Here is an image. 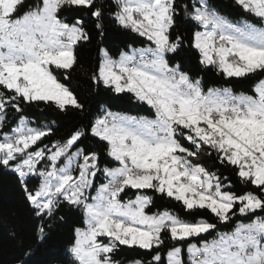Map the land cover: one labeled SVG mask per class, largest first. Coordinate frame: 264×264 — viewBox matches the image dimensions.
<instances>
[{"label": "snow or ice", "instance_id": "1", "mask_svg": "<svg viewBox=\"0 0 264 264\" xmlns=\"http://www.w3.org/2000/svg\"><path fill=\"white\" fill-rule=\"evenodd\" d=\"M114 3L115 23L149 46L132 48L130 54L120 51L118 59L102 50L92 79L116 94H132L154 112V119L105 111L91 124V136L106 143L107 155L117 163L102 169L107 183L95 196L88 193L101 171L100 157L79 147L87 134L83 130L49 146L43 141L52 129L29 127L21 117L10 134H0V167L18 177L42 221L53 218L63 202L82 210L84 227L74 229L67 249L70 264H122L116 258L121 246L151 253L148 264H186L185 246L187 264H264V79L255 84L254 95L205 92L200 78L174 62L185 48L183 37L171 34L177 0ZM235 3L260 27L234 24L210 8L208 0H196L190 8L183 5L184 15L202 29L193 32L188 47L198 53L200 65L225 78L264 74V0ZM67 9L90 15L103 35L104 13L97 0H0V130L8 109L22 113L21 104L52 102L61 112L83 111L55 74L65 70L68 79L78 60L76 47L91 40L84 20L69 22ZM212 152L221 164L235 167L241 184L257 192L237 194L227 177L194 162ZM30 177L39 181L34 189ZM126 190L139 194L125 200ZM143 190L175 200L189 215L207 211L231 228L221 232L216 223L167 210L148 214L154 201ZM213 232L214 238L207 239ZM45 235L41 225L38 237ZM165 238L174 242L166 261ZM197 238L199 244L191 242Z\"/></svg>", "mask_w": 264, "mask_h": 264}, {"label": "trees", "instance_id": "2", "mask_svg": "<svg viewBox=\"0 0 264 264\" xmlns=\"http://www.w3.org/2000/svg\"><path fill=\"white\" fill-rule=\"evenodd\" d=\"M196 0H177L176 24L172 29V38L180 35L184 39L185 48L175 57L174 62L182 65L183 69L193 78H200L204 91L210 88H227L233 94L244 93L254 95L255 84L264 79V74L257 73L246 78H225L222 74L208 67L200 65L198 53L188 47L191 42L193 32L199 30V26L184 15L183 5L189 8ZM30 3V0H25ZM210 8L219 15L230 21L244 20L252 24L259 25L255 18L245 13L235 0H208ZM97 6L103 9V35L95 27L96 21L90 15L83 12H74L67 9L65 15L71 22L74 18L84 20V28L91 36L89 42H81L76 47L77 63L70 70L68 79H64L65 70H57L55 74L58 79L70 88L77 96L79 102L84 105L83 111L69 109L66 112L59 111L52 102H36L32 104H21L22 113H17L9 108L7 119L3 131L10 132L11 127L17 120L25 117L29 124L34 127L48 126L52 129V134L46 137L43 144L51 146L53 143H63L64 140L75 130H83L87 134L79 142V147L85 153L97 152L100 157L99 166L113 167L116 163L109 158L106 151V143L100 142L98 138L90 134V126L104 111L118 112L135 117H154V112L146 105L135 99L132 94H116L104 85L93 81L92 76L98 70L101 61V50L108 52L113 59L118 58L120 51H129L130 48L149 46V42L137 34L121 28L112 17L116 10L114 0H97ZM186 146L191 147L184 142ZM42 146V145H41ZM207 151H211L208 149ZM195 163L202 164L210 172H217L221 177H227L226 183L232 185L233 191L242 194L244 191L257 190L251 185L240 183L236 175L234 166L221 164L216 158V153L211 155L202 153L194 159ZM101 171L97 173L94 188L102 183ZM39 181L36 177H30L28 184L30 188H35ZM144 193L153 198L154 203L146 209L148 214H156L165 210L180 215L182 218L192 219L203 218L209 222L217 224L218 231H229L231 225L219 224L216 218L207 211H199L189 215L180 203L175 200L155 193L152 190H143ZM138 190H126L122 194L125 200L135 198ZM264 215V213H261ZM84 216L81 209L74 208L66 202L60 204L56 209L53 218H45L43 221L35 216L34 210L26 199L23 187L18 177L11 172L0 167V264H70V256L67 252L73 239L74 229L84 227ZM45 228V238L39 239L38 231L40 226ZM215 232L207 234V239H212ZM199 244V238L192 240ZM172 241L165 238V247L162 256L166 261V253L173 246ZM116 258L122 264L139 259L143 264H148L151 260V253L137 248L121 246L116 254ZM184 259L187 264L186 246L184 247Z\"/></svg>", "mask_w": 264, "mask_h": 264}, {"label": "rangeland", "instance_id": "3", "mask_svg": "<svg viewBox=\"0 0 264 264\" xmlns=\"http://www.w3.org/2000/svg\"><path fill=\"white\" fill-rule=\"evenodd\" d=\"M230 21V20H229ZM230 22H232V23H236L237 21H230ZM240 22L241 23H243V22H245L244 20H240ZM247 22V21H246ZM248 23H250V22H248ZM257 27H260V25H256ZM199 30H202V29H199ZM147 47V46H146ZM139 48H142V47H139ZM131 49L132 48H130L129 49V51H125V52H129V54H130V52H131ZM138 49V48H137ZM102 50H104V49H102ZM102 50H101V59H102ZM105 51V50H104ZM119 58V57H118ZM118 58H116V59H118ZM101 62V61H100ZM212 89H219V88H212ZM222 89H227V88H222ZM205 92H207V90L205 91ZM235 95H239V94H235ZM107 111V110H106ZM105 112V111H104ZM104 112L100 115V116H102L103 114H104ZM111 112V111H110ZM113 113H118V112H113ZM119 114H122V115H126V116H130V115H127V114H123V113H119ZM25 118V117H24ZM139 118V117H138ZM147 118H149V119H154V117H147ZM20 119V118H19ZM19 119L17 120V122H16V124H14L12 127H11V129L13 128V127H16V126H18V124H19ZM29 127H34V126H31L30 124L28 125ZM2 132H6V131H3V130H0V134H2ZM9 134L11 133V131L10 132H8ZM110 158V157H109ZM111 159V158H110ZM114 161V160H113ZM115 162V161H114ZM116 163V162H115ZM41 164H43V162H41ZM40 165H38V167H39ZM117 166V163L113 166V167H116ZM96 178V177H95ZM100 178L102 179V183H100V184H98L97 186H96V188H95V191H93L92 189L91 190H89V197H91V196H95L96 195V189H98L100 186H101V184H103V183H107V178L104 176V174H103V171L101 170V175H100ZM94 182H95V179H94ZM137 194H139V193H137ZM133 199H135V198H133ZM164 212V211H163ZM192 243H197V242H192ZM198 244V243H197ZM186 252H187V250H186ZM165 258L167 259V257L165 256ZM125 264H129V263H125Z\"/></svg>", "mask_w": 264, "mask_h": 264}]
</instances>
